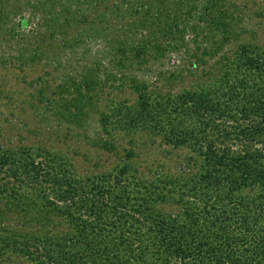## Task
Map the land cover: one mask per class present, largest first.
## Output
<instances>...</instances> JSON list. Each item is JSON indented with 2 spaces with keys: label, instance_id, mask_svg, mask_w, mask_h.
Here are the masks:
<instances>
[{
  "label": "rangeland",
  "instance_id": "374dc122",
  "mask_svg": "<svg viewBox=\"0 0 264 264\" xmlns=\"http://www.w3.org/2000/svg\"><path fill=\"white\" fill-rule=\"evenodd\" d=\"M132 1L141 13L148 8L146 15L153 8L154 20L145 16V27L135 26L136 16L122 20L107 11L111 0H0V154L64 170L84 190L91 179L126 167L127 182L140 183L134 184L139 196L148 187L151 207L181 220L186 187L177 175L183 169L197 174L202 160L191 149L193 139L178 147L168 141L165 120L173 104L167 107L165 98L222 88L223 78L232 81L240 46L264 50V0H217L216 9L204 7L206 0ZM10 168L4 164L0 172L6 188L0 189V264H61L49 257L60 247L67 252L61 237L76 236L80 226L76 214L63 211L65 205L72 210L69 197L16 186ZM259 189L247 183L228 197L239 206L241 195L252 203ZM232 206L221 209L238 212ZM255 213L251 209L250 219ZM224 215L219 213L221 221ZM235 228L230 223L222 232L231 237ZM149 234L130 237L132 247L150 246ZM107 237L99 244L112 247L116 236Z\"/></svg>",
  "mask_w": 264,
  "mask_h": 264
},
{
  "label": "trees",
  "instance_id": "16d2710c",
  "mask_svg": "<svg viewBox=\"0 0 264 264\" xmlns=\"http://www.w3.org/2000/svg\"><path fill=\"white\" fill-rule=\"evenodd\" d=\"M115 1L111 0V9L107 11L122 20L136 16L135 26L144 27L147 19L154 20L153 8L146 15L150 10L147 8L141 13L132 0H117L118 4ZM216 1L206 0L204 7L216 9ZM140 51L137 49L136 54ZM236 55L232 81L222 77V88L185 91L175 98H165L167 107L171 101L173 104L165 120L168 141L178 147L193 139L191 149L202 160L197 174L192 176L183 169L177 175L182 180L179 186L186 187L180 192L182 212L186 216L181 220L153 209L148 187L145 188L147 195L139 196L134 185L139 182L131 181L132 185L127 182L131 174L126 167L114 175L98 178L100 181L91 179L84 190L78 182L65 176L64 170L52 171L53 167L47 169L41 161L34 162L28 156L0 154V172L2 165L11 166L8 173L16 176V186L28 184L38 188L43 197H48V193L59 200L66 201L69 197L72 210L65 205L63 211L70 217L76 214L74 218L80 226L76 236L72 232L62 235L67 252L60 247L50 259L61 264H264V50L242 45ZM213 89L218 94L211 92ZM141 95H138L139 105L145 116L146 101ZM194 123L198 124L195 128ZM205 129L210 130L205 133ZM190 181L196 185L190 186ZM247 183L261 187L259 195L252 203L239 195V206V202L228 197V192ZM0 189L1 192L6 189L3 182ZM195 197L199 200L195 201ZM230 203L238 212L221 209L223 204ZM186 208L190 211H185ZM251 209L256 213L250 219ZM219 213L225 214L222 221ZM230 223L235 224L238 234L227 237L222 231ZM132 226L136 228L131 230ZM240 226L246 232H239ZM144 231L150 233V246L136 244L133 248L130 237L141 240ZM109 232L116 236L110 242L113 246L99 244L111 238L107 237ZM93 245H96L95 251ZM145 255L150 262L144 261Z\"/></svg>",
  "mask_w": 264,
  "mask_h": 264
}]
</instances>
